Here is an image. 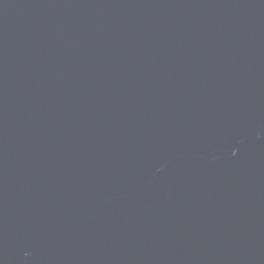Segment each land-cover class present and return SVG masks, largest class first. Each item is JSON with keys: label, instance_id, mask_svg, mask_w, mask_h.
<instances>
[{"label": "water", "instance_id": "95a60500", "mask_svg": "<svg viewBox=\"0 0 264 264\" xmlns=\"http://www.w3.org/2000/svg\"><path fill=\"white\" fill-rule=\"evenodd\" d=\"M0 264H264V0H0Z\"/></svg>", "mask_w": 264, "mask_h": 264}]
</instances>
